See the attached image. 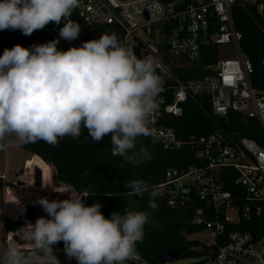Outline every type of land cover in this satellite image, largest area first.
<instances>
[{"label":"built area","instance_id":"2783aa9c","mask_svg":"<svg viewBox=\"0 0 264 264\" xmlns=\"http://www.w3.org/2000/svg\"><path fill=\"white\" fill-rule=\"evenodd\" d=\"M234 8L264 23V0H79L78 16L94 32V39L108 34L109 27H117L122 32V44L130 46L138 58L158 60L166 70L160 72L157 68L164 82L157 97L159 107L150 118V127L155 130L152 137L165 149L189 147L195 154L183 168L169 169L158 189L170 207L193 208L191 222L204 235L199 242L217 248L214 256L209 255V264H245L246 258L264 264V235L259 238L256 234L254 238V232L238 228L264 215V91L253 84L255 70L243 53V34L237 29ZM62 22H73L71 15ZM60 29L57 40L65 51L85 42L81 34L75 40H64L59 36ZM212 44L218 47V59L206 67V75L185 80L174 72L173 67L199 66L205 54L203 48ZM224 45H232L237 56L222 59L219 49ZM262 68L264 71V58ZM206 97L211 100L213 116L221 122L232 120L230 114L256 120L263 132L262 142L240 133L236 139L233 133L238 132L226 130L221 122H216L217 128L209 134L181 137L170 118L181 117L186 102L201 105ZM1 177L5 222L17 221L34 211L33 218L12 232L19 236L18 245L26 256L34 258L37 250L23 238L26 229L22 228L41 216L47 218L34 202L39 197L66 199L68 195L59 192L69 186L60 184L55 191L53 180H41L40 185L32 180L29 186L27 180L22 183ZM232 180L229 190L227 184ZM24 187L31 190L18 199V189ZM73 198H84L86 203V198L76 192ZM53 249L60 264H77L76 259L65 262L58 255L65 253L63 242ZM137 253L139 259L130 264H155Z\"/></svg>","mask_w":264,"mask_h":264},{"label":"clouds","instance_id":"9594fccd","mask_svg":"<svg viewBox=\"0 0 264 264\" xmlns=\"http://www.w3.org/2000/svg\"><path fill=\"white\" fill-rule=\"evenodd\" d=\"M79 0H0V31L20 30L30 36L50 23L63 24L59 36L67 41L79 37L76 22H62L78 7ZM58 40L25 48L19 44L0 55V150L6 135L14 134L18 145L38 140L57 145L64 137L78 138L82 128L94 142L111 137L114 155L133 165L151 159L140 137L155 135L150 118L158 109L166 70L154 58H138L115 34H102L67 51ZM129 195L149 194L148 207L155 210L156 188L142 180L124 183ZM66 199L39 197L46 217L27 223L23 238L37 250L26 256L19 245L5 250L0 264H60L53 246L64 244V252L77 264H130L139 259L138 242L149 222L145 211H114L110 218L101 205H86L73 198L72 188L61 190Z\"/></svg>","mask_w":264,"mask_h":264},{"label":"trees","instance_id":"16d2710c","mask_svg":"<svg viewBox=\"0 0 264 264\" xmlns=\"http://www.w3.org/2000/svg\"><path fill=\"white\" fill-rule=\"evenodd\" d=\"M171 1V0H166ZM237 29L242 32L241 47L243 53L250 58L254 66L252 81L255 87L264 91V71L262 60L264 58V23L250 16L241 8L233 10ZM73 22L80 25L84 41L94 39L91 32L83 25L78 16V7L72 13ZM261 24V25H260ZM61 24L50 23L43 30L34 31L30 36L24 35L20 30L0 31V55L5 48L11 49L15 45L33 46L57 40V31ZM108 34H115L121 43L122 32L117 27H109ZM60 51H65L57 44ZM217 45L203 48L205 53L201 57L199 66L190 68L173 67L182 79L201 77L208 73L206 67L217 62ZM211 110V100L206 97L201 105L194 101L184 104L181 117L170 118V124L175 127L178 134L187 139L193 134L206 135L217 128ZM228 131H235L242 136L262 142L263 132L254 119L235 114L227 123L221 122ZM145 147L151 153V159L138 165L125 161L123 157L114 155L111 151V137L105 136L100 142H94L82 128L81 135L73 139L64 137L55 146L38 140L35 143L22 144L23 149L31 155L39 156L45 163L56 171V180L60 184L70 186L77 195L86 198V205L99 203L101 212L110 218L114 211L123 215L125 210L145 211L149 214V222L144 226V237L138 242L136 250L152 263H159L158 258L165 252L175 250L180 254L179 264H209V255L214 256L217 248H209L198 240L189 239V235L199 233L201 228L191 222L193 208H172L159 192V185L165 180L166 172L171 168H183L189 164L191 155L195 154L189 147L177 150H168L152 136L140 137L137 140V150ZM136 179L147 183L151 188H156L159 196L155 202V210L148 207L149 194L143 196L129 195L131 189L124 186L126 180ZM234 181L227 184V189H232ZM32 210L28 216L17 221H7L5 228L8 232H15L24 225L25 220L33 218ZM238 228L246 232H254L260 238L264 235V215L243 222ZM211 251V252H210Z\"/></svg>","mask_w":264,"mask_h":264},{"label":"rangeland","instance_id":"374dc122","mask_svg":"<svg viewBox=\"0 0 264 264\" xmlns=\"http://www.w3.org/2000/svg\"><path fill=\"white\" fill-rule=\"evenodd\" d=\"M219 53L222 59H232L237 56V51L232 45L221 46ZM2 143L5 144V149L0 150V259H2L3 254L9 245H18L19 243V236L17 234H13L12 232H8L5 228L6 222L3 209L5 207L6 199L4 181L1 176H7L8 180H22V183L23 180H27L29 181L28 185L31 186V181L36 180V172L32 166L36 165L40 170H42L44 180H54L53 177L49 178V175L52 174L53 168L44 163L41 158L34 155L26 160L30 153L23 149L22 145H18L14 134L6 135L5 140L2 141ZM29 190L31 189H28L27 187L18 189L20 193H18L17 198H22ZM188 238L199 241L204 239V235L202 233H197L189 235ZM183 262L184 261L179 260L175 263L167 262L165 264H179ZM244 263L256 264L255 261L247 258L244 259Z\"/></svg>","mask_w":264,"mask_h":264},{"label":"water","instance_id":"95a60500","mask_svg":"<svg viewBox=\"0 0 264 264\" xmlns=\"http://www.w3.org/2000/svg\"><path fill=\"white\" fill-rule=\"evenodd\" d=\"M229 118L232 119L233 114H230ZM233 136H234V138L238 139L240 137V134L239 133H233ZM53 179H54L53 182H54L55 191H57L58 187L60 186V183H58L56 180V171L55 170H54V178ZM36 181H37L38 185L41 184L40 173L38 170L36 171ZM72 192L74 195V193H75L74 190ZM252 235L254 238L256 237L255 233H252ZM58 255L65 262L66 261L67 262L75 261V258H69L65 253H59ZM179 260H180V254L177 253L175 250L165 252L162 255H160L158 258V261L160 264H165L167 262L175 263V262H178Z\"/></svg>","mask_w":264,"mask_h":264},{"label":"crops","instance_id":"0c3cea01","mask_svg":"<svg viewBox=\"0 0 264 264\" xmlns=\"http://www.w3.org/2000/svg\"><path fill=\"white\" fill-rule=\"evenodd\" d=\"M32 156H34V155H29V157L26 159V160H28L30 157H32ZM35 156H37V155H35ZM39 157V156H38ZM40 158V157H39ZM26 160H25V165H26ZM44 162V161H43ZM45 163V162H44ZM47 164V163H46ZM26 167V166H25ZM34 169H35V172L38 170L39 171V173H40V179L41 180H44V174H43V172H42V170H40L36 165H34V166H32ZM31 167V168H32ZM51 167V166H50ZM53 168V167H52ZM33 175V174H32ZM36 176V175H35ZM54 178V168H53V170H52V174H50L49 175V178Z\"/></svg>","mask_w":264,"mask_h":264}]
</instances>
